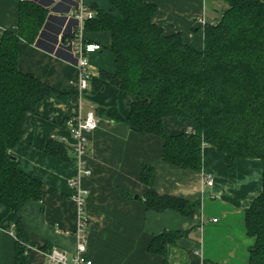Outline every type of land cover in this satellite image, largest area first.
<instances>
[{"label": "crops", "instance_id": "obj_1", "mask_svg": "<svg viewBox=\"0 0 264 264\" xmlns=\"http://www.w3.org/2000/svg\"><path fill=\"white\" fill-rule=\"evenodd\" d=\"M19 1L0 0V40L5 30L16 26ZM31 1L47 8L50 18L34 44H21L19 68L63 97L69 96L66 102L46 98L36 114L28 113L24 135L10 154L23 172L43 185L42 198L27 202L20 210L28 235V264H51L42 248L55 247L70 256L76 247V206L69 184L75 168L68 155L67 160L60 159L46 147L50 139L68 136L64 120L76 111V90L71 82L78 72L71 43L78 22L71 15L74 0ZM145 1L157 6L155 24L168 33L181 32L197 49L203 47V26L195 19L203 15L206 22H215L226 7L220 0ZM83 36L101 45L89 56L94 76L82 100V111L93 106L99 119L88 134L91 174L82 179L83 187L89 190L86 256L92 264H248L255 238L246 232L244 213L262 190L263 161L239 158L230 169L227 155L208 144L202 148L199 172L163 161L162 139L140 134L126 123L135 97L100 76L101 71H115L110 32L83 30ZM164 127L169 134L191 130L189 120L172 117L164 119ZM143 164L153 167V187L159 194L200 201L191 218L171 210L146 209L147 186L140 179ZM208 176L211 184L205 183ZM11 219V211L0 204V264H14ZM176 230L188 234L176 240L167 256L148 252L153 235ZM196 250L198 254H194Z\"/></svg>", "mask_w": 264, "mask_h": 264}, {"label": "trees", "instance_id": "obj_2", "mask_svg": "<svg viewBox=\"0 0 264 264\" xmlns=\"http://www.w3.org/2000/svg\"><path fill=\"white\" fill-rule=\"evenodd\" d=\"M220 1L226 7L217 21L205 22L201 49L188 44L181 32L168 33L155 24L157 6L145 0H84L95 12L85 21L84 32H110L115 71H101L100 76L135 97L126 123L140 134L162 139L163 161L199 172L205 144L225 153L230 169L239 158L263 161L262 190L245 211L244 225L255 238L248 264H264V3ZM47 15L42 5L20 0L16 26L5 30L0 40V204L12 213L14 264H28V235L20 210L42 198L43 185L19 168L10 150L24 135L28 113L36 114L46 98L66 102L69 96L19 68L21 44L35 43ZM167 117L189 120L191 130L169 134ZM46 151L67 160L59 140L50 139ZM140 179L147 186V210H171L191 218L200 206L199 200L159 194L151 165H142ZM187 234L162 231L152 236L147 250L167 256Z\"/></svg>", "mask_w": 264, "mask_h": 264}, {"label": "built area", "instance_id": "obj_3", "mask_svg": "<svg viewBox=\"0 0 264 264\" xmlns=\"http://www.w3.org/2000/svg\"><path fill=\"white\" fill-rule=\"evenodd\" d=\"M75 9L71 15L77 20L78 24L74 30L72 41V54L75 58V66L77 68V78L72 80L76 94L73 101L76 104V111L64 120L68 136H61L59 141L65 146L67 155L71 159L75 173L69 180L71 187V199L76 206V225L73 235L76 239V247L74 252L69 256L64 251L55 247L43 250L47 260L51 264H92L91 260L86 256L87 252V236L86 231L89 225L88 216L85 210L86 199L89 190L82 185V179L91 174L88 165V134L97 126L99 119L96 116L94 107L91 106L85 113L82 111V100L84 92L87 90L91 79L94 76L89 56L101 49V45L97 42H87L84 40L83 30L84 23L87 19L95 16V12L90 10L84 0H74ZM196 22L201 26L205 24V18L200 15L196 18ZM206 184L212 183V177L205 179ZM216 221L215 218L212 219ZM13 228V225H11ZM13 233V230H12ZM198 254V251H194Z\"/></svg>", "mask_w": 264, "mask_h": 264}, {"label": "water", "instance_id": "obj_4", "mask_svg": "<svg viewBox=\"0 0 264 264\" xmlns=\"http://www.w3.org/2000/svg\"><path fill=\"white\" fill-rule=\"evenodd\" d=\"M49 18H50V16L48 15L47 18H46V21L44 22L43 28L45 27L46 22H47V20H48Z\"/></svg>", "mask_w": 264, "mask_h": 264}, {"label": "rangeland", "instance_id": "obj_5", "mask_svg": "<svg viewBox=\"0 0 264 264\" xmlns=\"http://www.w3.org/2000/svg\"><path fill=\"white\" fill-rule=\"evenodd\" d=\"M195 21H196V19H195Z\"/></svg>", "mask_w": 264, "mask_h": 264}]
</instances>
